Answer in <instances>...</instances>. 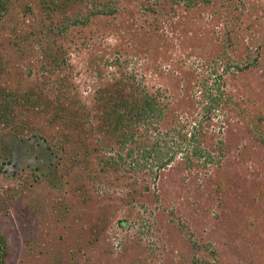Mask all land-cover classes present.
I'll list each match as a JSON object with an SVG mask.
<instances>
[{"label": "rangeland", "instance_id": "obj_1", "mask_svg": "<svg viewBox=\"0 0 264 264\" xmlns=\"http://www.w3.org/2000/svg\"><path fill=\"white\" fill-rule=\"evenodd\" d=\"M117 90L152 113L117 124ZM0 243L264 264V0H0Z\"/></svg>", "mask_w": 264, "mask_h": 264}, {"label": "trees", "instance_id": "obj_2", "mask_svg": "<svg viewBox=\"0 0 264 264\" xmlns=\"http://www.w3.org/2000/svg\"><path fill=\"white\" fill-rule=\"evenodd\" d=\"M50 4H53V3H50ZM50 6H52V5H50ZM121 91L122 90H117L116 94L119 95L121 93ZM106 93H107V95H106V97H107L108 91H106ZM119 96H120L119 106L118 105L117 106L119 107L122 114L119 113L120 117L117 118V124L126 123V120H127L126 117L127 116L125 114L127 111H129L130 113L132 112L134 114L133 116H135L137 118L138 117L143 118L146 116V113H149V111H153V109H152L153 102L151 100H149L148 98L144 100L143 98L140 97L141 96L140 94L137 97L131 96V98H132L131 103H129V101L126 100L127 96H125L124 99H123L122 95H119ZM206 96H208V95H206ZM108 98H109V101H112V98H110L109 96H108ZM208 99L210 102H209V105H207L206 112L210 113L215 107L213 104L220 103L221 99L219 97H216V98L212 97L211 94H210V96H208ZM152 100L155 102L154 97ZM144 106H145V108H144ZM150 113H152V112H150ZM1 246H2V243H0V252H1V250H3V248L1 249ZM2 257H3V255L1 256V253H0V262L2 261Z\"/></svg>", "mask_w": 264, "mask_h": 264}]
</instances>
